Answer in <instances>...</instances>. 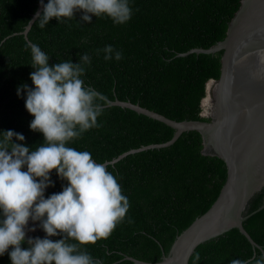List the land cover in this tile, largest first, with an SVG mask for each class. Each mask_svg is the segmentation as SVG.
<instances>
[{"label": "trees", "instance_id": "obj_1", "mask_svg": "<svg viewBox=\"0 0 264 264\" xmlns=\"http://www.w3.org/2000/svg\"><path fill=\"white\" fill-rule=\"evenodd\" d=\"M37 2L0 0V132L24 135L23 143L33 150L44 139L30 129L34 117L25 108L24 96L17 95L18 86L33 87L29 44H37L49 55L50 66L68 60L78 63L88 53L91 64L86 66L85 84L108 102L138 103L176 121L210 120L201 116L200 101L207 80L219 76L221 51L178 53L222 40L240 0H129L133 14L123 25H115L107 16L81 22L78 12L63 22L53 18L44 28L33 24L26 39L22 31ZM106 45L121 50L123 58L105 61L104 53L96 50ZM116 106L107 104L98 118L101 126L69 146L89 151L96 162L104 163L131 148L161 143L173 135L174 130L152 120L109 111ZM201 148L196 131L180 134L170 146L128 154L104 165L117 178L130 208L109 238L82 248L102 264H135L129 257L160 261L176 236L210 207L225 181V163L202 154ZM51 180L54 187L45 190L46 198L67 185L55 171ZM244 228L260 248L237 230L199 246L189 264H230L232 259L259 256L264 251V208ZM45 235L43 231L34 238ZM22 247L27 248V243ZM197 253L200 260L194 262ZM0 264H12L7 253L0 256Z\"/></svg>", "mask_w": 264, "mask_h": 264}, {"label": "clouds", "instance_id": "obj_2", "mask_svg": "<svg viewBox=\"0 0 264 264\" xmlns=\"http://www.w3.org/2000/svg\"><path fill=\"white\" fill-rule=\"evenodd\" d=\"M30 24L44 28L53 18L63 22L82 13L81 22L92 17H109L115 25L127 23L133 14L129 0H40ZM34 69L33 87L22 84L17 95L24 96L25 108L34 117L30 129L43 135L34 150L24 135L12 130L0 132V256L7 253L12 264H102L82 246L107 239L123 223L130 208L117 178L96 162L89 151L69 146L83 133L98 128V118L107 107V97L83 77L91 56L83 53L78 63L71 60L49 65L37 44H29ZM104 60L123 58L121 50L106 45L96 52ZM259 72L264 74V49L255 53ZM66 181L62 191L47 198L54 187L51 173ZM39 222L44 238L27 236ZM52 237H61L53 240ZM74 241V242H71ZM27 243L28 247L22 245ZM9 249H11L9 251ZM197 253L194 262H198ZM230 264H264V251L250 259H232Z\"/></svg>", "mask_w": 264, "mask_h": 264}, {"label": "water", "instance_id": "obj_3", "mask_svg": "<svg viewBox=\"0 0 264 264\" xmlns=\"http://www.w3.org/2000/svg\"><path fill=\"white\" fill-rule=\"evenodd\" d=\"M37 11L42 12L40 0ZM29 21L22 31L26 39L33 25ZM258 49H264V0H240L222 40L208 48L178 53L186 56L221 51L219 76L207 80L200 101L201 116L210 120L176 121L138 103L119 99L108 102L117 105L109 111L152 120L174 132L167 141L131 148L104 165L128 154L170 146L180 134L197 131L201 153L219 158L226 166L225 181L216 199L176 236L167 254L157 262L129 257L135 264H189L199 246L237 230L254 248H260L244 228L264 208V74L259 72Z\"/></svg>", "mask_w": 264, "mask_h": 264}, {"label": "rangeland", "instance_id": "obj_4", "mask_svg": "<svg viewBox=\"0 0 264 264\" xmlns=\"http://www.w3.org/2000/svg\"><path fill=\"white\" fill-rule=\"evenodd\" d=\"M38 224H39V222H35L34 223L31 220L29 221L28 228L35 227L36 231L35 232H28L27 236H30V237L34 238V235H36L38 233H43V230L41 228H39Z\"/></svg>", "mask_w": 264, "mask_h": 264}, {"label": "bare ground", "instance_id": "obj_5", "mask_svg": "<svg viewBox=\"0 0 264 264\" xmlns=\"http://www.w3.org/2000/svg\"><path fill=\"white\" fill-rule=\"evenodd\" d=\"M205 102H206V99H205Z\"/></svg>", "mask_w": 264, "mask_h": 264}]
</instances>
